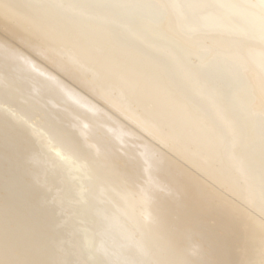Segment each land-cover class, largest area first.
I'll list each match as a JSON object with an SVG mask.
<instances>
[{
  "label": "bare ground",
  "instance_id": "bare-ground-1",
  "mask_svg": "<svg viewBox=\"0 0 264 264\" xmlns=\"http://www.w3.org/2000/svg\"><path fill=\"white\" fill-rule=\"evenodd\" d=\"M0 117L82 264H264V0H0ZM4 211L0 264H56Z\"/></svg>",
  "mask_w": 264,
  "mask_h": 264
},
{
  "label": "rangeland",
  "instance_id": "rangeland-1",
  "mask_svg": "<svg viewBox=\"0 0 264 264\" xmlns=\"http://www.w3.org/2000/svg\"><path fill=\"white\" fill-rule=\"evenodd\" d=\"M37 118H39V117H37ZM5 120L6 119L4 117H0V128L2 126H6L8 128V129L7 128L4 129V131H3V129L2 130L0 129V141L2 140L4 135L9 137V138L5 141V142H7V145L4 142L5 144H3V146H2V148L4 150L2 151V153H0V155H1L0 157H3V159H8L7 156H9V155L12 157L13 156L17 157L16 155H18V157H22L24 155L26 156V155H29L30 153H32L35 148L37 149L39 156L42 155L43 151L41 152V150H42L41 148H40L41 150L38 149L40 147L38 145V142H34V141L30 140L29 142L27 141L28 142V144H27V142L25 140H23L21 133L18 132V128H16V126H14L12 123L7 122L8 124L13 125L10 127V125H8L5 122ZM7 133H9V134H7ZM16 136H17V138H15ZM18 143H19L20 147H16V146H19V145H17ZM35 143H36V146H34ZM31 145L34 147H32ZM37 145L39 146L38 148H37ZM5 148H7V150ZM8 148L10 151L8 150ZM18 148L21 150H19ZM27 151H28V153H27ZM0 159H2V158H0ZM28 163H29L30 167L32 166L31 168L29 166H26V167H22L20 169L19 167H13V166L11 167L10 164L6 165L7 163L5 160L6 166L3 169L0 167V170H2V174H3V175L1 174L3 176L2 178L6 177L5 179H3V181L1 180L2 178L0 177L1 178L0 179V181H1V183H0V196L1 195L3 196V197L2 196L0 197V200H1L0 206L2 207V205H4L3 204L4 198H7V199L9 198L7 200L8 201L7 203H8V205L11 204V206H7V203H6L5 205L7 207H5V208L11 209L9 211L10 213L12 211L13 214L19 215L18 220H17V216L10 214L8 212V210L6 213L5 212L6 209H5V211L2 209V208H4L5 205L2 208L0 207V209H1L0 212L4 211L3 213L11 215L10 218L7 219V222L11 223L12 225L11 224H9V225L7 224V225L10 228H14L13 230H15V231H21L22 229L31 230L36 235V236L33 235V237L35 238L36 242L38 241V243L41 244V247H42L41 252L38 251V254H41V253L46 254L48 256L47 260H50V261H52V263H56V264H82L81 261H79L77 258L76 250H75V242L73 241L74 237L76 235L77 227L74 228V226L72 225V222H71V219L73 218L72 216L76 212V208H78V209L80 208L77 206H80L81 204H79V202H77V203L73 202L74 203L73 206H70V205L67 206V203H65L64 200H60L61 196L59 197L58 195H59V191L62 192V190L64 188V183L62 182L64 173H62L56 165L52 164L50 162V160L48 163L46 161L43 162V166L46 164L45 166H48V168L51 169L50 175H48L49 177L47 176L49 179H45V181L43 182L44 184L40 183V182L38 183L35 180L34 175L36 173V170H35L36 168L33 166L34 165L33 163H30V162H28ZM12 168H15V169H12ZM3 172H5V173H3ZM44 175H46V173ZM13 176L16 177L17 182H15L16 179ZM21 176H23V177H21ZM72 177L76 178V176L74 174H72ZM12 178L15 179L14 183L17 184L16 187H15V185L10 186L13 184L12 181H10V182H12V184L6 182V179L7 180L8 179L13 180ZM20 180H21V182H20ZM47 180H49V181H47ZM51 180H53L52 182H55L56 186L54 183L53 184L51 183ZM45 182H47V183H45ZM49 183H51L52 185L48 186ZM7 184H9V186ZM62 184H63V186H62ZM32 185H35V186L37 185V186L35 187ZM57 186H60V189L55 188ZM23 188L28 190V191L33 190L35 193H32L30 195V198L27 199V194H26L27 191L25 190L26 192L25 191L23 192V190H24ZM21 190H22V192H21ZM8 194L10 196H8ZM10 197H12V198H10ZM10 199H12V201ZM9 200L11 201V203ZM5 201H6V199H5ZM82 202L83 201H80V203H82ZM76 204H79V205H76ZM24 207H26V209L30 212V214H29V212L27 211V214H29L28 216H24V213H26L25 209H23V210H25V211H23V213L20 212V214H18L16 212L19 209L22 210L21 208H24ZM21 214L25 218L24 217L22 218ZM12 217L13 218L16 217V220L13 219ZM19 218H20V220H19ZM17 221H25V222L24 223L20 222V224L22 223V225L19 224V226H16L17 228H15V225H18ZM85 222H84V220L82 222L81 219L78 221V223H81V224L84 223V225L87 224V222L86 223ZM74 223H76V222H74ZM88 226L90 229L92 228L91 225L88 224ZM33 227H35V228H33ZM18 229H20V230H18ZM120 233L121 232L118 231L116 234L119 235ZM119 237H120V235H119ZM121 238H122V236L120 237V239ZM35 241H33L32 243H34ZM109 246L112 247L113 245L111 243H109ZM136 255L138 257H136L134 254L133 255L134 257L131 255L125 256L124 258L123 257L122 258L116 257L115 260H119L122 264H152L151 263L152 260L148 259L147 255L139 253V251L136 253ZM130 257H132L133 259H136L138 261V263H136L137 261L136 262L135 261H128ZM142 257H144V258H142ZM94 264H98V261L95 260Z\"/></svg>",
  "mask_w": 264,
  "mask_h": 264
}]
</instances>
